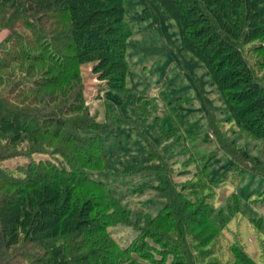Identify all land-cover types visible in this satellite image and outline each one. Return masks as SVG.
I'll return each instance as SVG.
<instances>
[{"label":"trees","instance_id":"16d2710c","mask_svg":"<svg viewBox=\"0 0 264 264\" xmlns=\"http://www.w3.org/2000/svg\"><path fill=\"white\" fill-rule=\"evenodd\" d=\"M157 1L175 22L182 50L206 68L236 126L264 138V105L257 102L264 97V53L251 59L264 52V0ZM124 13L123 0H0L3 264L220 263L209 247L223 225L212 218L213 202L200 200L201 183L175 188L160 173L158 142L151 140L148 160L132 170L154 172V187L165 201L148 224L136 223L137 235L126 246L108 231L117 223L135 228V221L89 171L102 170L109 155L98 134L107 135L123 116L98 119L86 105L80 69L92 62L103 81L101 90L128 88L126 49L132 29ZM134 103L135 96L133 110ZM35 153L48 157L7 163ZM231 158L230 169L237 157ZM247 172L264 175L255 166L242 177ZM194 205L200 206V219L191 211ZM199 221L207 226L204 235L193 232ZM232 250L235 264H257L242 245Z\"/></svg>","mask_w":264,"mask_h":264},{"label":"rangeland","instance_id":"374dc122","mask_svg":"<svg viewBox=\"0 0 264 264\" xmlns=\"http://www.w3.org/2000/svg\"><path fill=\"white\" fill-rule=\"evenodd\" d=\"M123 4L132 29L126 49L128 88L101 90L103 81L92 71V62L80 69L86 105L98 119L123 116L107 135L98 134L109 155L102 170L89 171L106 183L135 221V228L117 223L108 231L121 247L126 246L137 235L136 223L148 224L165 201L154 187L158 184L154 172L132 170L148 160L151 140L158 142L160 173L171 178L178 190L201 183L200 200L213 202L212 218L223 223L209 245L218 263L235 264L232 246L240 244L255 263L264 264V175L247 172L242 177L252 166L264 172V138L249 136L236 126L206 68L182 50L178 28L157 0H123ZM263 53H254L251 59ZM257 102L264 105V97ZM229 151L237 157L231 169L228 166L234 160ZM46 157L35 153L7 163L13 166ZM217 178L221 182L210 181ZM194 206L191 211L200 219V206ZM195 223L193 232L204 235L205 223ZM172 259L167 256L168 262Z\"/></svg>","mask_w":264,"mask_h":264},{"label":"crops","instance_id":"0c3cea01","mask_svg":"<svg viewBox=\"0 0 264 264\" xmlns=\"http://www.w3.org/2000/svg\"><path fill=\"white\" fill-rule=\"evenodd\" d=\"M5 259H6V251L4 248L2 235L0 233V264H3Z\"/></svg>","mask_w":264,"mask_h":264}]
</instances>
